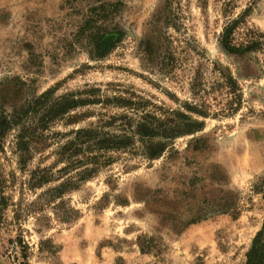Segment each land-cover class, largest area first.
<instances>
[{"label":"rangeland","instance_id":"374dc122","mask_svg":"<svg viewBox=\"0 0 264 264\" xmlns=\"http://www.w3.org/2000/svg\"><path fill=\"white\" fill-rule=\"evenodd\" d=\"M261 231L264 0H0V264H244Z\"/></svg>","mask_w":264,"mask_h":264},{"label":"trees","instance_id":"16d2710c","mask_svg":"<svg viewBox=\"0 0 264 264\" xmlns=\"http://www.w3.org/2000/svg\"><path fill=\"white\" fill-rule=\"evenodd\" d=\"M187 131L192 132V128L187 126ZM262 231L253 239L251 248L247 252L246 262L244 264H263L264 263V244L260 241Z\"/></svg>","mask_w":264,"mask_h":264}]
</instances>
